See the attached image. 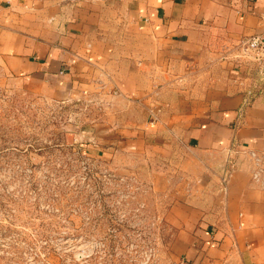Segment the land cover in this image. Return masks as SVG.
<instances>
[{
  "label": "crops",
  "instance_id": "1",
  "mask_svg": "<svg viewBox=\"0 0 264 264\" xmlns=\"http://www.w3.org/2000/svg\"><path fill=\"white\" fill-rule=\"evenodd\" d=\"M262 12L264 0H0V65L56 100L102 101L92 126L107 155L162 144L180 264H264V89L248 93L234 57Z\"/></svg>",
  "mask_w": 264,
  "mask_h": 264
},
{
  "label": "rangeland",
  "instance_id": "2",
  "mask_svg": "<svg viewBox=\"0 0 264 264\" xmlns=\"http://www.w3.org/2000/svg\"><path fill=\"white\" fill-rule=\"evenodd\" d=\"M239 77L264 89V74ZM104 105L56 100L0 65V264L181 263L167 152L107 155L92 126Z\"/></svg>",
  "mask_w": 264,
  "mask_h": 264
},
{
  "label": "built area",
  "instance_id": "3",
  "mask_svg": "<svg viewBox=\"0 0 264 264\" xmlns=\"http://www.w3.org/2000/svg\"><path fill=\"white\" fill-rule=\"evenodd\" d=\"M260 19L262 22V30L240 40L237 45V54L234 56L236 60L243 64L247 70L246 77L253 76L254 70L257 74H264V12L261 13ZM252 74V75H251ZM250 95L254 90V86H248ZM247 101H249L247 99ZM251 158L254 159V179H259L261 176V168L259 167L260 158L253 150L248 151Z\"/></svg>",
  "mask_w": 264,
  "mask_h": 264
}]
</instances>
